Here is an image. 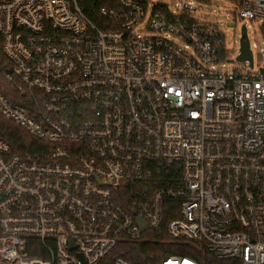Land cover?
<instances>
[{
    "label": "built area",
    "instance_id": "1",
    "mask_svg": "<svg viewBox=\"0 0 264 264\" xmlns=\"http://www.w3.org/2000/svg\"><path fill=\"white\" fill-rule=\"evenodd\" d=\"M206 3L0 0V112L48 142L17 155L0 137V264H130L109 258L152 234L264 264V0H235L263 64L249 45L232 70Z\"/></svg>",
    "mask_w": 264,
    "mask_h": 264
},
{
    "label": "trees",
    "instance_id": "2",
    "mask_svg": "<svg viewBox=\"0 0 264 264\" xmlns=\"http://www.w3.org/2000/svg\"><path fill=\"white\" fill-rule=\"evenodd\" d=\"M94 21L98 17L88 13ZM101 27V26H100ZM103 28V27H102ZM12 63L2 51L0 37V91L9 97H14V83L9 80ZM0 137L10 145L11 152L17 155L26 153L44 152L48 149L46 139L34 136L24 128L17 125L12 119L0 112ZM176 214L166 210L164 220L174 218ZM152 233L151 231L148 234ZM189 256L202 260L204 264H230L231 259L215 258L203 248L185 242H175L164 235L147 236V240L140 243L123 241L118 245L109 258L120 256L130 264H160L161 260L168 255Z\"/></svg>",
    "mask_w": 264,
    "mask_h": 264
},
{
    "label": "rangeland",
    "instance_id": "3",
    "mask_svg": "<svg viewBox=\"0 0 264 264\" xmlns=\"http://www.w3.org/2000/svg\"><path fill=\"white\" fill-rule=\"evenodd\" d=\"M162 2L172 5L179 0H146L147 9L150 10L153 3ZM235 0H208V3L201 5V14L209 22L222 24V31L225 36V48L228 51L229 59H235L240 50L241 25H247V39L254 55V62L257 66L263 64V55L260 53L261 47V29L260 22L255 20H240L234 17ZM145 23L138 27L143 30ZM242 65L237 60L226 62L225 69L232 70Z\"/></svg>",
    "mask_w": 264,
    "mask_h": 264
},
{
    "label": "water",
    "instance_id": "4",
    "mask_svg": "<svg viewBox=\"0 0 264 264\" xmlns=\"http://www.w3.org/2000/svg\"><path fill=\"white\" fill-rule=\"evenodd\" d=\"M240 53L237 55L235 60H249L250 64L252 62V55L249 49V43L245 31V27L241 28V38H240ZM234 59H230L229 62H233ZM141 222V221H140ZM142 224V223H141Z\"/></svg>",
    "mask_w": 264,
    "mask_h": 264
}]
</instances>
